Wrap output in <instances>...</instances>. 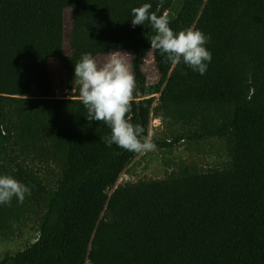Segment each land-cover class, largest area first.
I'll return each mask as SVG.
<instances>
[{
    "label": "trees",
    "instance_id": "trees-1",
    "mask_svg": "<svg viewBox=\"0 0 264 264\" xmlns=\"http://www.w3.org/2000/svg\"><path fill=\"white\" fill-rule=\"evenodd\" d=\"M40 1L44 53L53 60L65 0ZM36 2L0 0V174L30 188L23 203L0 204V239L30 219L38 231L0 264H264V0H185L170 27L210 37L211 62L201 75L168 61L150 90L142 60L154 31L147 22L133 27L131 9L151 3L160 15L171 0H89L87 39L82 0H70L71 38L103 51L118 38L132 53L133 124L147 134L152 119L168 120L174 130L155 140L160 146L211 138L225 145L223 164L189 162L125 182L118 180L137 153L107 146L110 128L88 121L79 96L32 94Z\"/></svg>",
    "mask_w": 264,
    "mask_h": 264
},
{
    "label": "rangeland",
    "instance_id": "rangeland-1",
    "mask_svg": "<svg viewBox=\"0 0 264 264\" xmlns=\"http://www.w3.org/2000/svg\"><path fill=\"white\" fill-rule=\"evenodd\" d=\"M184 1L171 0L167 11L169 18L178 15ZM79 10L83 19V38L87 39L90 37L92 25L89 0H82ZM42 18L41 1L37 0L33 95L45 97H54L55 95L76 97L77 94L79 95V86L74 82V67L85 52H90L97 60L103 61L110 52L119 50L122 53L129 54V62L131 60L132 53L121 48L118 38L114 39L110 51L98 50L93 42L84 43L71 38L67 29L72 18L70 0H65L63 7L62 18L66 28L62 35L61 50L56 59H48L43 48L44 23ZM167 63L168 61L161 55L159 50L151 49L148 51L147 56L142 60V69L147 80V90H150L158 81ZM226 85L229 97L234 98L235 80L233 78L227 79ZM158 94V92H155L147 95V97H158ZM173 130L174 127L168 120L152 119L149 132L154 133L153 141L156 144V149L151 152L137 154L132 163L122 173L118 182L136 181L146 177H163L184 163L193 162L203 167H209L223 164L228 160L225 145L221 139L211 138L201 142L181 140L173 146H160L155 141L159 139L169 140L170 133ZM37 234V225L34 220H28L16 236L9 239H0V259L5 252L13 253L22 249L28 242L33 241Z\"/></svg>",
    "mask_w": 264,
    "mask_h": 264
},
{
    "label": "clouds",
    "instance_id": "clouds-1",
    "mask_svg": "<svg viewBox=\"0 0 264 264\" xmlns=\"http://www.w3.org/2000/svg\"><path fill=\"white\" fill-rule=\"evenodd\" d=\"M151 9V3L133 7L132 26L147 22L154 31L149 39L152 49L159 50L173 65L183 61L193 71L205 74L212 59L206 47L210 37L191 26L175 31L170 27L167 12L158 15ZM129 56L116 50L99 61L92 53L85 52L75 63L74 82L79 86V98L87 109L88 121L103 122L110 128V135L103 138L106 145L116 144L143 154L154 151L156 144L154 133L145 134L144 128L133 124L128 116L136 89ZM26 194L30 195L28 186L10 174H0V204L10 205L13 197L23 203Z\"/></svg>",
    "mask_w": 264,
    "mask_h": 264
},
{
    "label": "crops",
    "instance_id": "crops-1",
    "mask_svg": "<svg viewBox=\"0 0 264 264\" xmlns=\"http://www.w3.org/2000/svg\"><path fill=\"white\" fill-rule=\"evenodd\" d=\"M32 91H33V88H32ZM33 96H41V95H33ZM79 96L78 94L76 95V97ZM54 97H71V96H65V95H55Z\"/></svg>",
    "mask_w": 264,
    "mask_h": 264
}]
</instances>
